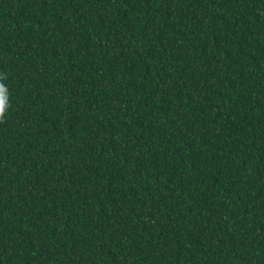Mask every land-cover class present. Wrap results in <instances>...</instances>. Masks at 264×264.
I'll return each instance as SVG.
<instances>
[{
    "label": "trees",
    "instance_id": "16d2710c",
    "mask_svg": "<svg viewBox=\"0 0 264 264\" xmlns=\"http://www.w3.org/2000/svg\"><path fill=\"white\" fill-rule=\"evenodd\" d=\"M0 264H264V0H0Z\"/></svg>",
    "mask_w": 264,
    "mask_h": 264
},
{
    "label": "clouds",
    "instance_id": "9594fccd",
    "mask_svg": "<svg viewBox=\"0 0 264 264\" xmlns=\"http://www.w3.org/2000/svg\"><path fill=\"white\" fill-rule=\"evenodd\" d=\"M5 86L0 84V121H2L4 112L6 110V104L4 103L3 97L5 95Z\"/></svg>",
    "mask_w": 264,
    "mask_h": 264
}]
</instances>
